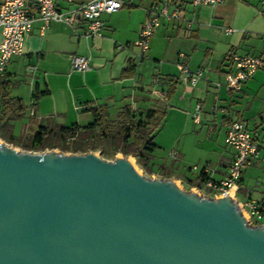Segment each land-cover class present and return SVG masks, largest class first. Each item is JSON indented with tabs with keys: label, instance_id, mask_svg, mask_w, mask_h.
<instances>
[{
	"label": "crops",
	"instance_id": "1",
	"mask_svg": "<svg viewBox=\"0 0 264 264\" xmlns=\"http://www.w3.org/2000/svg\"><path fill=\"white\" fill-rule=\"evenodd\" d=\"M85 1L56 0V6L67 10ZM121 1L118 10L102 13L104 24L98 35H85L84 22L50 21L45 27L39 19L33 22L21 53L12 56L0 75V137L6 140L18 130L35 131L39 125L86 124L92 120L89 108L101 104L107 105L111 117L125 104L142 113L156 108L165 113L157 129L170 120L178 130L177 147L168 156L172 161L164 160L174 168L180 157L198 161L188 166L189 170L197 166L194 175L179 166L181 170L175 171L194 178L208 165L213 167L211 178L220 181L233 157L225 131L238 116L257 143L258 156L242 169L236 196L240 201L260 198L264 193V67L256 69L239 89H227L225 75L235 68L229 59L232 53L264 57V0H222L197 6L190 0H173L169 9L179 5L181 19L162 18L141 58L134 41L153 3ZM74 53L86 55L90 68L70 71ZM178 63L203 68L202 78L194 86L178 79ZM154 77L158 81L152 83ZM154 88L162 89L166 97H158ZM17 98L24 106L20 116L14 112ZM196 103L201 105L199 122L190 114ZM191 148L198 157L189 158ZM153 154L152 160L163 161ZM249 177L255 178V189L245 187Z\"/></svg>",
	"mask_w": 264,
	"mask_h": 264
},
{
	"label": "water",
	"instance_id": "2",
	"mask_svg": "<svg viewBox=\"0 0 264 264\" xmlns=\"http://www.w3.org/2000/svg\"><path fill=\"white\" fill-rule=\"evenodd\" d=\"M0 264H264L238 199L147 177L128 155L0 138Z\"/></svg>",
	"mask_w": 264,
	"mask_h": 264
},
{
	"label": "built area",
	"instance_id": "3",
	"mask_svg": "<svg viewBox=\"0 0 264 264\" xmlns=\"http://www.w3.org/2000/svg\"><path fill=\"white\" fill-rule=\"evenodd\" d=\"M220 1L222 0H190L189 2L197 6ZM170 4H173V0H159L147 9V15L142 21L138 37L134 41V44L140 48L139 58L143 57L148 50L150 37L160 25L162 18L181 19L180 6L174 5L170 11ZM121 6V0H86L74 8L62 10L56 6V0H0V75L5 71L12 56L21 53L24 38L36 19L42 21L43 27L50 21L65 22L69 25L84 22L83 33L85 35H98L104 24L101 18L102 13L114 12ZM230 30V28H225L227 32ZM229 59L235 68L225 75L227 89H239L256 69L264 67V57L262 56L232 53L229 55ZM29 68L34 69L33 66H29ZM89 68L90 61L86 55L78 53L70 55V71H84ZM178 69V79L191 86H194L204 74L203 68L191 69L183 63H178ZM157 81L158 79L154 77L152 83ZM152 91L160 98L166 97L165 92L160 88H154ZM190 114L195 122L200 121V103L195 104ZM2 115L0 106V119ZM224 140L233 148V157L226 176L220 181H214L210 176L213 167L204 165L202 170L205 173V180L202 186L196 188L199 191H208L211 196L229 192L237 198V180L250 158L258 156V146L246 122L238 116L229 121ZM172 155L175 153L172 152ZM238 202L250 224L264 225V193L258 199L246 201L238 199Z\"/></svg>",
	"mask_w": 264,
	"mask_h": 264
},
{
	"label": "trees",
	"instance_id": "4",
	"mask_svg": "<svg viewBox=\"0 0 264 264\" xmlns=\"http://www.w3.org/2000/svg\"><path fill=\"white\" fill-rule=\"evenodd\" d=\"M151 1L156 3L158 0ZM132 70L133 65H130L128 71ZM172 90L173 88L170 89V93ZM14 102L17 105L15 115L20 116L24 106L18 98L14 99ZM89 110L92 113V120L86 124L39 125L24 146L27 149H44L51 144L50 140L53 138L55 144L61 146L63 150L87 152L95 150L107 141L113 147L112 154L121 152L125 155H134L141 167L151 170L152 163L149 164V161L153 159V151L157 146L153 140L154 133L164 118V111L148 108L143 113L136 112L131 110L129 104H125L114 117H111L107 105L104 104L90 107ZM15 138L11 136L7 140L12 141ZM187 180L190 186L199 187L205 180V173L201 170L194 178Z\"/></svg>",
	"mask_w": 264,
	"mask_h": 264
},
{
	"label": "rangeland",
	"instance_id": "5",
	"mask_svg": "<svg viewBox=\"0 0 264 264\" xmlns=\"http://www.w3.org/2000/svg\"><path fill=\"white\" fill-rule=\"evenodd\" d=\"M18 126V125H17ZM34 129H23V130H18L17 134L15 135V139L12 141H9L5 139H3L4 141H6L8 144H11L13 146H15L17 149L19 150H31V151H39L42 152L44 150H56L57 152H61V153H71L72 151L70 150H63L61 149V146H58L55 144V140L52 138L50 140L51 144L48 145L46 148L44 149H40V150H34V149H27L24 146V143H28V139L31 137V135L33 134ZM178 132V130H175V124L172 123L170 120L168 122H165L163 126H161L159 129H156L155 133H154V138L153 140L155 141V143L157 144L156 148L154 149L155 154L157 155L158 158H162L163 161H155V160H150L149 164H151V170L148 171L147 169L141 167L137 162H136V157L134 155L129 154V158L131 159V161L134 163V165L136 166V168L143 173L144 175H146L147 177H156V178H170V179H175L183 188L185 189H196V186H190V184L188 183L187 177L185 176L183 173L175 171L177 170H181L179 167H181L186 173H189L190 175H194L195 172L197 170H194V168L191 170H189L188 166L192 165V163H196L198 161H189L191 159H188V161L184 159H182L181 157L179 158V160H175V168L173 166V164L169 161H172V159H168L169 157V151L172 147H177V145H175L174 143V138L176 136V133ZM2 138V137H1ZM112 149L113 147L111 146V144L109 142H104L102 146L97 147L95 150H91L96 152L98 155L102 156L105 159L108 160H113L115 155H125L121 152H117L115 154H112ZM193 148L189 149L188 151V155L189 158H196L198 157L199 153L196 152H192ZM164 159H168L169 161H166ZM171 163V165H170ZM253 165V164H251ZM179 166V167H178ZM253 168V166H250L247 169V173H250V170ZM249 180V181H248ZM247 180V183L245 184V187L247 189H255L256 188V180L254 177H249ZM199 191V190H198ZM201 193L204 192V194H208L209 192L204 190V191H200Z\"/></svg>",
	"mask_w": 264,
	"mask_h": 264
}]
</instances>
